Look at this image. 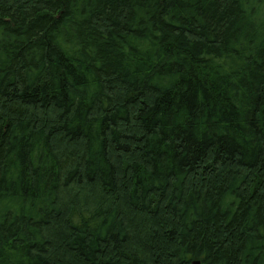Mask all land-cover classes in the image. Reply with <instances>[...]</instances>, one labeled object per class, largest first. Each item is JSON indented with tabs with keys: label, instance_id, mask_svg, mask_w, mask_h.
Returning a JSON list of instances; mask_svg holds the SVG:
<instances>
[{
	"label": "trees",
	"instance_id": "obj_1",
	"mask_svg": "<svg viewBox=\"0 0 264 264\" xmlns=\"http://www.w3.org/2000/svg\"><path fill=\"white\" fill-rule=\"evenodd\" d=\"M264 264V0H0V264Z\"/></svg>",
	"mask_w": 264,
	"mask_h": 264
},
{
	"label": "water",
	"instance_id": "obj_2",
	"mask_svg": "<svg viewBox=\"0 0 264 264\" xmlns=\"http://www.w3.org/2000/svg\"><path fill=\"white\" fill-rule=\"evenodd\" d=\"M194 264H200V262L199 261H196Z\"/></svg>",
	"mask_w": 264,
	"mask_h": 264
},
{
	"label": "rangeland",
	"instance_id": "obj_3",
	"mask_svg": "<svg viewBox=\"0 0 264 264\" xmlns=\"http://www.w3.org/2000/svg\"><path fill=\"white\" fill-rule=\"evenodd\" d=\"M201 264V263H200Z\"/></svg>",
	"mask_w": 264,
	"mask_h": 264
}]
</instances>
